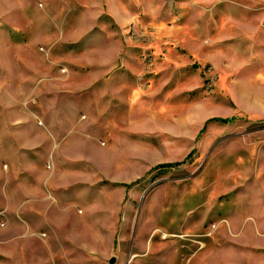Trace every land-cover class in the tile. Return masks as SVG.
Segmentation results:
<instances>
[{
	"label": "rangeland",
	"instance_id": "1",
	"mask_svg": "<svg viewBox=\"0 0 264 264\" xmlns=\"http://www.w3.org/2000/svg\"><path fill=\"white\" fill-rule=\"evenodd\" d=\"M263 58L264 0H0V234L28 183L20 115L40 145L68 131L99 146L79 195L108 201L81 203L94 250L79 264H264ZM44 150L30 183L59 193L76 170ZM102 211L119 212L115 239Z\"/></svg>",
	"mask_w": 264,
	"mask_h": 264
},
{
	"label": "crops",
	"instance_id": "2",
	"mask_svg": "<svg viewBox=\"0 0 264 264\" xmlns=\"http://www.w3.org/2000/svg\"><path fill=\"white\" fill-rule=\"evenodd\" d=\"M261 66L264 68V58ZM15 75L19 80L28 82L34 77V74L18 69ZM33 119L15 115V172H22L15 174V183L20 177L24 181L23 176L28 183L19 185L22 189L15 194V227L8 232H1L0 251L9 246L15 249V264H58V261L60 264H79V260L85 258V250H94L90 245L84 247L85 238L80 233L84 224L90 226L89 216L86 219L80 216L83 214L81 203L86 201L90 204L88 209L92 210V203H99V199L108 201L98 195H89L86 199L82 194L79 195V192H83L84 182L82 173L77 169L83 171L87 163H92L87 155L99 150V146L83 138L80 141L68 131L60 134L43 133L48 139L47 144L35 143L32 140L36 137L26 129L30 124L34 125ZM44 147L46 154H55L51 158L54 168L60 167L62 162L70 170L71 167L76 170L75 174H70L72 179L68 182L69 186H62L59 193L35 189L30 183L32 155L37 148ZM52 186L47 187L48 192L56 189V186ZM100 218H103V223L96 224L97 229L101 230V234L106 233L115 239L119 232V212L102 211ZM103 243L106 242L100 246H106Z\"/></svg>",
	"mask_w": 264,
	"mask_h": 264
},
{
	"label": "water",
	"instance_id": "3",
	"mask_svg": "<svg viewBox=\"0 0 264 264\" xmlns=\"http://www.w3.org/2000/svg\"><path fill=\"white\" fill-rule=\"evenodd\" d=\"M114 261H115V258H114V257L111 258V260H110V264H113Z\"/></svg>",
	"mask_w": 264,
	"mask_h": 264
},
{
	"label": "built area",
	"instance_id": "4",
	"mask_svg": "<svg viewBox=\"0 0 264 264\" xmlns=\"http://www.w3.org/2000/svg\"><path fill=\"white\" fill-rule=\"evenodd\" d=\"M63 71H65V70H63Z\"/></svg>",
	"mask_w": 264,
	"mask_h": 264
},
{
	"label": "bare ground",
	"instance_id": "5",
	"mask_svg": "<svg viewBox=\"0 0 264 264\" xmlns=\"http://www.w3.org/2000/svg\"><path fill=\"white\" fill-rule=\"evenodd\" d=\"M239 47V46H238Z\"/></svg>",
	"mask_w": 264,
	"mask_h": 264
}]
</instances>
